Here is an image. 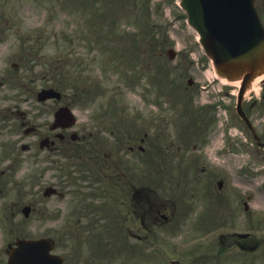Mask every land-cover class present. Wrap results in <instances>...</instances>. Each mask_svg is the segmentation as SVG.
<instances>
[{
	"label": "rangeland",
	"instance_id": "1",
	"mask_svg": "<svg viewBox=\"0 0 264 264\" xmlns=\"http://www.w3.org/2000/svg\"><path fill=\"white\" fill-rule=\"evenodd\" d=\"M180 11L181 9L173 0H0V72L9 76L8 72H12L11 63L20 62V55H25L24 50L26 47H29L28 51L30 50L29 52L31 53V56H28L26 61L23 62L24 68L21 72V82H17L18 84L12 83V81L9 82V79H7V84L3 92L12 94L13 98H3L1 103L8 102L13 105L14 102H19V100H21V104L23 105L25 102L22 97V83L25 80L21 79L24 77L29 80L30 77H33L32 85L38 89L42 84H45L44 82L46 80V78L40 75L50 76V68H55L57 66L56 69H59V65H61L62 69L60 73L63 74V77L66 71L73 69L74 74L80 76V81L83 85H86L85 79L87 81L95 79L97 81L101 80L103 87L108 92L112 90L120 91L121 94L117 99V103H124L127 110L131 113H138L141 115L143 113L141 108H148L150 110L149 119L151 117L152 119H157V115L161 113V116L164 118V123L166 122L165 142L167 145H174L170 154L167 155V163L175 160V155L172 153H174L175 135L179 129V119H182L183 124L186 122L185 118L181 117L182 114L185 113L186 106L178 97L179 89L176 88L175 84L185 86L184 83L188 77L198 79L196 80L198 83H206L215 75L211 68L200 67L202 64L200 47H198V45L195 47H187V45L191 44L193 41V35L196 36L197 33L194 32L193 29L191 30L188 28L186 24L184 26L182 18H174L175 14L180 13ZM259 12L264 15V9H259ZM164 18H167L166 20L174 19L173 24L177 26L175 29H170L167 34H165L167 36L159 32V26L164 21ZM145 22L151 24L150 28L155 33V36L159 37L157 40L159 41L157 42L159 47H154V49H157L159 52L162 49L165 51L168 47H162L160 41L165 39V43H167L168 46L172 45L179 51L174 55V60H168L165 56L164 62L162 61V56L159 54L161 60L160 71L158 72H160V78L162 79L160 82L164 84V90L163 87H160L159 93L166 92L168 87L171 88L168 93H163L161 96L155 92L152 82L147 83L140 79V83L134 84L131 80H127L126 78V74H128L129 71L133 72L138 68L146 70L144 64L151 60V58H147L150 50H148L149 46L146 41H144V45L140 46L144 59L143 62L138 63L137 66L128 70L124 69V66L121 67V65H119L122 64L123 61L126 64H131L132 54H130L129 51H125L124 45L130 43L132 33L134 34L133 37H147L143 30ZM153 23L156 24L157 30L156 27L153 26ZM183 27L185 29H183ZM115 47L122 49V57L118 59H116L114 53H112ZM197 60H200L198 64ZM109 61H114L112 66L106 64L107 62L110 63ZM115 61H119V64L115 63ZM155 61H157L156 58ZM67 62H69L70 65H66ZM75 62L80 63L77 66H72ZM149 68L152 69L150 64ZM47 70H49V72ZM66 78L72 82V79L70 80L68 76H66ZM73 80L77 85H82L78 79ZM25 83H28V81ZM156 84L157 83H155V85ZM236 84H238V82H236ZM261 86H263V84L259 82L253 83V89L249 91L247 95L257 94L261 90ZM233 87L235 89L237 86L234 85ZM192 90L196 89L192 87L188 88L189 93H193ZM67 92L70 91L68 90ZM144 94L147 95L146 98H144ZM174 94L175 97H173L171 101L170 96H174ZM207 96L208 94L205 93V91L199 92V94L194 93L193 99L196 100L199 105ZM123 97L126 99L122 100ZM107 103L106 100L101 106ZM28 104L33 105V107L42 108V105L36 106L33 99L29 100ZM192 107L195 108V106ZM133 117L135 120L137 115ZM252 118L260 128L264 126V116L253 111ZM138 123H142L141 118H139ZM153 123H155L154 126H147V124L143 122L142 127L148 128L149 131L152 132V130L157 127V121ZM139 126L140 125L137 127ZM170 142L173 143L169 144ZM207 146L210 151L211 144ZM242 155L247 156L248 153H242ZM142 157H144V155L133 154L134 162L130 163L132 165V171L139 172L137 176H141L145 173L148 174V172H144L147 170V166L141 163L143 160ZM149 167L150 171H157L156 168L158 166H151L149 164ZM189 171H199V169L194 164ZM162 172L164 171L162 170ZM17 175H21V173H17ZM130 176H133L131 170ZM188 176L187 179L183 178L179 180L178 178H169L164 175L160 198H163L170 204L177 202L182 198L184 193L189 194L193 190L190 177L192 179H195V177L193 175ZM151 178L152 181L150 185H153L155 182L153 181L154 177L151 175ZM13 179L14 178H12V180ZM15 179L18 180L19 176ZM44 179H46V176ZM41 183L43 184L44 182ZM21 187H28L27 182L21 184ZM5 188L7 189L4 191L5 197L1 200L2 207L3 200L5 202L10 201V198L17 199L14 197L17 185L10 183V186L8 185ZM32 197L42 198V195L41 193L28 192L24 195L23 199L19 200ZM49 204L42 203L41 205H43L44 208H37L35 213H32L27 219H24L22 214L19 215L20 218H16V224H10V219L4 221L6 224H3L1 221L0 244L5 246L7 241H12L16 236L29 237L52 233V236L56 237L58 240V252L62 253L67 243V245H70L71 260L74 261L75 256L78 258V262L76 260L71 264H84L82 261L84 256L85 258L87 257L85 264H160V262L154 258L145 259L144 261L141 259H131L132 256H135L133 252L127 254L129 251H125L124 249L121 250L117 243H112L109 239L106 240L104 238L101 239V243L103 244L102 250L92 251L90 253L85 248L87 245L86 243L82 246L84 252H81V255L78 256L77 250L80 248L79 245L86 240L84 237L86 233L82 232L80 239L77 241L75 240L77 235H73L72 233H69L64 238L61 227L56 228L50 226L55 222L47 220L45 216L40 217L42 213H47L46 209L52 207L51 201ZM54 204L62 209V205L65 203L64 200H60L56 201ZM193 210H195V207ZM212 212L213 215L216 216L217 213L215 211ZM181 215V213L178 214L175 220L170 223L171 227L179 223ZM5 216H12V212L5 210V208H2V210L0 209V220ZM186 225L187 224H183L177 234L169 235V237L165 235V238L168 240L184 239L192 233H198L197 230L199 229L193 230ZM215 243L218 244L219 242ZM216 244H214V248L211 249L213 250L211 255L217 249ZM111 246L115 247L117 250H113ZM106 247H108L110 251L107 250ZM178 247L184 252L185 258L183 260L181 259L183 261L182 264L188 263V257L191 252L190 247L182 244L178 245ZM74 248L76 249V253L73 252ZM219 262L220 258L215 256L214 258L211 257L209 264H217Z\"/></svg>",
	"mask_w": 264,
	"mask_h": 264
},
{
	"label": "flooded vegetation",
	"instance_id": "2",
	"mask_svg": "<svg viewBox=\"0 0 264 264\" xmlns=\"http://www.w3.org/2000/svg\"><path fill=\"white\" fill-rule=\"evenodd\" d=\"M260 5L264 8V0H260ZM264 21V15L261 16ZM192 80V79H189ZM188 81V80H187ZM189 83V82H188ZM264 83V81H263ZM191 86H194V81L191 82ZM189 86H187L188 88ZM208 91V90H207ZM230 93H233L231 87L229 85H225L222 87L221 94L222 96L231 97ZM263 99V94L260 95L258 99H248L247 106L248 110L251 111L252 108L260 104ZM219 105L222 102L218 103ZM211 107V108H210ZM210 108V111H209ZM205 116L207 117V123L203 124L199 129H195L194 135L195 138H203V139H211L220 137L221 135L226 134L227 132L232 131V121L229 119L228 113L226 110L222 111L221 108H217L214 112L212 110V105L208 107V110L205 109ZM225 113L226 116L219 115V113ZM23 121L26 120L27 115L23 114ZM232 119H236V116L231 117ZM129 119H125L127 121ZM46 125H49L47 122ZM213 126V128L211 127ZM120 129V132H118ZM86 126L80 128V131L83 132V138L86 139L88 137L89 143L92 147H95V154L97 157V168L101 170L104 164L107 168L117 169V159L123 158V150L120 151L118 155L113 147L123 148L125 146L132 148L133 147V136L131 134L130 129L126 128H118L113 127L109 128L107 131L103 130L102 133L97 130L95 135H92L91 132L85 133ZM36 134H39L41 137H49L52 139L57 137L58 142L53 139L52 143L49 145L50 148H59L58 145L61 142L66 141V135L68 130L66 128H55L52 129L50 126L47 129V132L43 134L40 133V130L37 128L34 131ZM60 132V133H59ZM246 135V133L244 132ZM248 136L251 134L247 133ZM144 137L146 138V132L144 133ZM239 136V135H238ZM40 137V138H41ZM191 137H194L191 135ZM154 139L156 137H153ZM242 142L243 140L239 138ZM238 138L235 137H224V142L228 140L230 146L233 150H237V147H241L242 142ZM146 143V139H141ZM148 141V140H147ZM57 142V144H55ZM161 139L159 135L158 144H160ZM54 143V144H53ZM258 143L260 145H255V150L253 151L252 157H249L248 160H244L240 164V168L236 173L232 174L227 173L224 169H222L221 175L222 178L219 177L214 178V172H209V176L212 177V185H215L217 188V192L223 190V207L227 212V219L230 220V224L235 223L233 227H237L238 235L233 239L232 244L238 247L241 259L244 256V264H246L247 259L254 260L255 264H264V186L259 182L257 178H260L262 182H264V162H259L258 159L264 160V139L259 140ZM213 146V145H212ZM111 149V150H104ZM261 153L262 155H259ZM110 159V160H108ZM85 157H83V161L77 167L80 173L85 170L87 163ZM232 178V179H230ZM213 179H216L215 184H213ZM121 185L123 189L128 190V188L132 185L131 182L126 178L125 180H121ZM117 190L116 187L113 188L112 194ZM72 191H77L75 188ZM216 193V192H215ZM217 194V193H216ZM139 199V206L141 207L142 214L139 213V220L141 221L143 226H147L144 224L143 217L149 213V204L144 203L145 200H148L145 194H141L137 196ZM151 205V204H150ZM135 206L132 203L131 207ZM159 204L156 208V211L161 215V207ZM82 215L84 214L85 208H82ZM135 211H132V213ZM162 216V215H161ZM232 237V235H229Z\"/></svg>",
	"mask_w": 264,
	"mask_h": 264
},
{
	"label": "water",
	"instance_id": "3",
	"mask_svg": "<svg viewBox=\"0 0 264 264\" xmlns=\"http://www.w3.org/2000/svg\"><path fill=\"white\" fill-rule=\"evenodd\" d=\"M189 23L201 35L205 52L216 71L228 79H241L240 92L264 71V29L254 0H181ZM9 264H52L45 241H18ZM41 243L44 249L40 248ZM37 262H36V260Z\"/></svg>",
	"mask_w": 264,
	"mask_h": 264
}]
</instances>
